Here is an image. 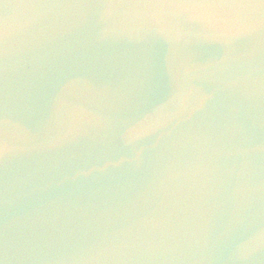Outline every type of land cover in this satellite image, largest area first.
<instances>
[{
	"label": "water",
	"instance_id": "water-1",
	"mask_svg": "<svg viewBox=\"0 0 264 264\" xmlns=\"http://www.w3.org/2000/svg\"><path fill=\"white\" fill-rule=\"evenodd\" d=\"M0 264H264V0H0Z\"/></svg>",
	"mask_w": 264,
	"mask_h": 264
}]
</instances>
